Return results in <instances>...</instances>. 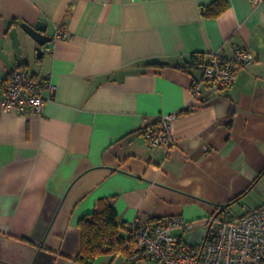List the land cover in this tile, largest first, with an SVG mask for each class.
I'll return each mask as SVG.
<instances>
[{"label":"crops","instance_id":"1","mask_svg":"<svg viewBox=\"0 0 264 264\" xmlns=\"http://www.w3.org/2000/svg\"><path fill=\"white\" fill-rule=\"evenodd\" d=\"M214 1L0 0V98L16 67L56 84L41 114L0 110V264H81L80 221L106 201L128 236L136 219L179 215L191 241L236 197L241 214L264 205V0L205 16ZM40 20L42 57L22 27ZM239 47L255 60L232 87L196 96L210 53ZM171 112L166 151L143 130Z\"/></svg>","mask_w":264,"mask_h":264},{"label":"built area","instance_id":"2","mask_svg":"<svg viewBox=\"0 0 264 264\" xmlns=\"http://www.w3.org/2000/svg\"><path fill=\"white\" fill-rule=\"evenodd\" d=\"M255 60L245 47L235 49L232 57L219 51L212 52L203 65V77L195 84L199 95L200 84L211 87L214 93L230 89L240 69ZM56 92V84L47 78H38L30 70L16 67L0 98L2 112L41 114L43 107ZM178 112L160 114L156 121L143 130L154 147L169 151L174 144L173 122ZM242 214L230 217L226 210L207 218L204 236L198 241L188 237L196 224L183 216L158 219H136L128 224L127 247L133 253L134 263L140 257L159 264H264V205L248 208Z\"/></svg>","mask_w":264,"mask_h":264},{"label":"trees","instance_id":"3","mask_svg":"<svg viewBox=\"0 0 264 264\" xmlns=\"http://www.w3.org/2000/svg\"><path fill=\"white\" fill-rule=\"evenodd\" d=\"M229 7L227 0H216L209 6L203 7V13L207 17H218ZM205 61L203 62V64ZM195 63H193L194 65ZM163 65V64H161ZM191 66V65H190ZM185 68L188 65L184 66ZM190 107L185 108L181 113L190 111ZM242 197H236L230 202H238ZM126 226L120 221L118 212L114 206L106 201L103 206L91 215H88L80 221L82 231V249L76 258L81 264H94L95 260L102 255L124 254L128 258V264L134 263L133 253L127 247L129 236L121 234ZM144 259V257H140ZM139 259V260H140Z\"/></svg>","mask_w":264,"mask_h":264},{"label":"water","instance_id":"4","mask_svg":"<svg viewBox=\"0 0 264 264\" xmlns=\"http://www.w3.org/2000/svg\"><path fill=\"white\" fill-rule=\"evenodd\" d=\"M22 27L29 35H31L39 43L37 47V55L38 57H42L43 46L47 42L53 39L51 36L46 34L47 25L45 21L40 20L34 25H30L28 23H22ZM233 204L234 202H228V203L222 204L219 210L216 212L215 216H217L218 214L226 210L227 212H230V217H233L234 212L231 209V206Z\"/></svg>","mask_w":264,"mask_h":264},{"label":"rangeland","instance_id":"5","mask_svg":"<svg viewBox=\"0 0 264 264\" xmlns=\"http://www.w3.org/2000/svg\"><path fill=\"white\" fill-rule=\"evenodd\" d=\"M231 208H232L233 212H235L236 214H241V209H240V206L238 204L233 205ZM121 234L124 235V236H126V237H128V232L125 231L124 229H122ZM141 260L144 263H153V261L148 260V259H145V258L144 259H141Z\"/></svg>","mask_w":264,"mask_h":264}]
</instances>
